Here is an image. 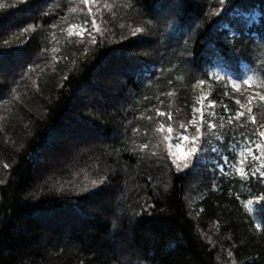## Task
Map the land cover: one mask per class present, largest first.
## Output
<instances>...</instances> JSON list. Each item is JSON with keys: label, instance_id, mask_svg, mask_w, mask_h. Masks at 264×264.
<instances>
[{"label": "trees", "instance_id": "obj_1", "mask_svg": "<svg viewBox=\"0 0 264 264\" xmlns=\"http://www.w3.org/2000/svg\"><path fill=\"white\" fill-rule=\"evenodd\" d=\"M103 3L93 7L103 35L91 44L87 31H65L91 26L78 0H0V264H264V183L213 174L210 152L186 176L151 148L143 159L133 151L168 123L157 109L178 130L193 107L217 124L242 110L235 101L252 89L227 81L264 78V0ZM29 24L38 27L21 35ZM253 114L257 124L242 117L245 128L226 125L224 144L213 140L220 155L236 160L229 144L259 139L264 109Z\"/></svg>", "mask_w": 264, "mask_h": 264}, {"label": "snow or ice", "instance_id": "obj_2", "mask_svg": "<svg viewBox=\"0 0 264 264\" xmlns=\"http://www.w3.org/2000/svg\"><path fill=\"white\" fill-rule=\"evenodd\" d=\"M71 2V0H70ZM28 0H16V4L12 5L13 7L18 4H26ZM221 5L226 4V0H219ZM79 5H83L88 10V15L92 17L91 19V28L88 29L81 25L70 24L65 31L69 37L74 34L77 36H81L85 31L88 32L90 37V43H97V34L103 35V30L97 23V14L101 12L100 7H96V11H93L94 6L101 5V0H78ZM113 5H109L107 0H104L102 5L103 8L110 9ZM128 8H131L132 5L129 3L126 5ZM3 7V5H0ZM71 12H76L77 8H70ZM81 11L83 9H80ZM220 11H223L222 9ZM220 12H217L216 15H219ZM43 15H48L47 12L43 13ZM37 25L29 24L21 30V35L29 31H35ZM53 28L56 25H52ZM145 31L142 27H134L132 28V35H136L138 33H143ZM55 39V36H53ZM9 41H4V46H8ZM59 49L53 48L52 51L56 52ZM6 55V53H0V56ZM53 59H56L54 56ZM260 72L264 73V64L260 67ZM29 71H32L30 68ZM67 77H65L66 79ZM216 80H221L222 78L216 75ZM35 83V81H33ZM171 83V81H169ZM205 83L204 80H198L197 84L203 85ZM227 84H230L234 90H240L243 86H247L249 89H252V92L247 95L246 102L241 103L240 100H236V104L239 105L240 109L235 112L234 116L229 115L225 120L224 116L219 117V124L215 122V113L209 112L207 115L211 118H206L205 113L203 111V106L201 108H192V118L188 119L186 122H182L180 124L179 130L174 127V117L170 112H163L159 109L156 110L157 117H167L168 123H158L155 128L152 129V136L149 141L146 143H141L134 146L133 151L138 150L142 155L141 159L144 158L143 154L148 153L149 149L150 155L152 157L158 158L160 161H163L169 171L175 170L177 175L184 173L186 176L193 175V172L197 168L199 162L202 157L206 156L209 152L215 153L218 156L221 153V148L213 143V140L219 141L221 145L224 144V129L229 126L233 131L236 130V127L245 128L246 124L241 120L242 117H245L247 120L251 121L253 124H257V120L253 114V108L259 107L264 109V78H258L256 73L253 75L247 76L242 81L236 80H228ZM13 97L18 99L15 96L16 89H12ZM167 96L171 97L174 95L172 91H168L165 93ZM227 95V93H225ZM147 99V98H146ZM206 97H201L200 102L205 101ZM256 101L257 103H254ZM209 109L213 108L214 105L211 103L207 104ZM224 111L227 113L229 111L228 107L225 106ZM197 113H199V118L197 117ZM3 117H0L2 120ZM147 119L151 120L152 117H148ZM190 129H194V131H190ZM148 133L146 132L145 135ZM243 135V134H241ZM253 135L259 137V139L252 140L249 137H245V144L241 147L239 151V159L234 164H229V167L233 169V172H228L224 170L222 165H218V170L223 176L235 175L239 176L240 180L247 181L250 178H255L260 182L264 183V123H259L258 127H256L253 131ZM233 139H235L233 137ZM254 145L255 147H251ZM236 145L229 144V151H234ZM258 151L259 155H256L255 152ZM246 156H250L253 161H258L259 166L253 167L250 170H247L245 167V158ZM220 159L224 161H228L227 156H220ZM215 164L216 161L214 160ZM3 167L7 169L9 167L8 164H4ZM106 182V177H101L99 180H92L91 188L93 190L99 188L104 185ZM2 183V181H0ZM213 190L216 189V182L213 180L212 182ZM80 192L87 193L89 192V187L85 186L80 189ZM94 194H99L95 193ZM239 199V196L237 197ZM260 200H264V195L259 197ZM253 204L252 199H248L246 201L247 207H249L250 211H255V209L251 208ZM148 207H152V205H148ZM257 230H260V224L256 225ZM229 256L232 255L231 252L228 253Z\"/></svg>", "mask_w": 264, "mask_h": 264}, {"label": "rangeland", "instance_id": "obj_3", "mask_svg": "<svg viewBox=\"0 0 264 264\" xmlns=\"http://www.w3.org/2000/svg\"><path fill=\"white\" fill-rule=\"evenodd\" d=\"M0 68H1V67H0ZM2 72H4V71L0 70V73H2ZM244 144H245V141H241V142H239L238 145H236L235 150H234V151H231L232 153H236V154H237V160L239 159V155H238V154H239V151H240L241 147L244 146ZM68 147H69V148H68V150H69V154H70V156L72 157V156L76 153V148H74V147L71 146L70 144H69ZM251 147L254 148L255 146H254V145H251ZM210 153L212 154V152H210ZM255 154H256V155H259V152L256 151ZM214 160L216 161L215 164L213 163ZM237 160H236V161H237ZM234 163H235V162H234L233 160H231L229 157H228V161H224V160L220 159V157H219V158L214 157V158H212V159L210 160V162L207 163V164H208V166H209V171H210V172H212L213 174H217V172H218L219 174H221V173L219 172V170H218L217 164H218V165H222V166L224 167V170H225V171H228V172L231 173V172H233V169L229 167V164H234ZM258 166H259V162H258V161H253V160L251 159L250 156H246V158H245V167H246L247 170H250V169H252L253 167H258ZM233 176H235V175H233ZM235 177L239 178V176H235ZM239 179H240V178H239ZM240 186L244 187V185H242V184H241ZM255 205H256V201L253 200V204L251 205V208H253ZM65 218H66V216H65ZM69 220H70V219H69ZM122 246H123V245H122ZM122 246H121V247H122ZM115 247L118 249L119 246L116 244Z\"/></svg>", "mask_w": 264, "mask_h": 264}]
</instances>
